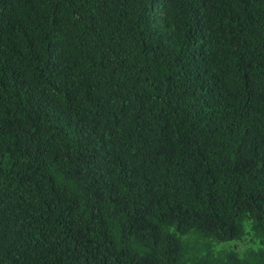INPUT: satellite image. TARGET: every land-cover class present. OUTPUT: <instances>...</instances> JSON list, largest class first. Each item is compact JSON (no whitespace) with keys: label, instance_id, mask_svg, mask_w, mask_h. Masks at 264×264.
I'll return each instance as SVG.
<instances>
[{"label":"trees","instance_id":"1","mask_svg":"<svg viewBox=\"0 0 264 264\" xmlns=\"http://www.w3.org/2000/svg\"><path fill=\"white\" fill-rule=\"evenodd\" d=\"M0 264H264V0H0Z\"/></svg>","mask_w":264,"mask_h":264},{"label":"rangeland","instance_id":"2","mask_svg":"<svg viewBox=\"0 0 264 264\" xmlns=\"http://www.w3.org/2000/svg\"><path fill=\"white\" fill-rule=\"evenodd\" d=\"M245 240L244 241H235L232 243V246L235 250L241 251L245 247Z\"/></svg>","mask_w":264,"mask_h":264}]
</instances>
